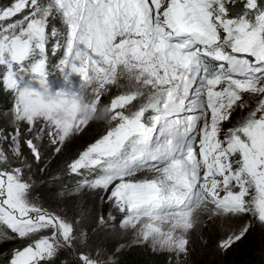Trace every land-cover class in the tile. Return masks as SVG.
<instances>
[{
  "label": "snow or ice",
  "instance_id": "1",
  "mask_svg": "<svg viewBox=\"0 0 264 264\" xmlns=\"http://www.w3.org/2000/svg\"><path fill=\"white\" fill-rule=\"evenodd\" d=\"M0 89L13 101L11 131L0 128V243L19 242L7 264H57L63 252L114 264L89 248L82 216L33 194L24 152L40 163L44 138L60 154L99 120L105 132L66 164L79 179L58 197L102 193L132 243L169 264H186L205 215L243 219L224 251L264 227V0H9ZM116 228L100 214L93 231Z\"/></svg>",
  "mask_w": 264,
  "mask_h": 264
},
{
  "label": "rangeland",
  "instance_id": "2",
  "mask_svg": "<svg viewBox=\"0 0 264 264\" xmlns=\"http://www.w3.org/2000/svg\"><path fill=\"white\" fill-rule=\"evenodd\" d=\"M8 2L9 0H0V5L7 4ZM57 20H59V22L62 23V21L59 18L55 19L54 22H56ZM56 27L61 32L64 31L63 23H62L63 29L59 26H56ZM62 54H63L62 51H58L55 56H50L51 62L53 64L58 62ZM52 71L53 72L51 73L49 77L50 83L53 82L55 78L57 77V75L59 74V72L55 69H53ZM72 77H76L75 82L77 83L79 82V77L77 75L73 74ZM62 83H63V78H61V81L58 82L55 86L52 85L53 89L58 88ZM0 96L4 98L7 102H10V98L12 100L11 95L6 93L2 89H0ZM11 102L12 104L10 108L8 109V112L12 108V105H13V101ZM103 102L105 104L109 103V97L105 96L103 98ZM5 117L6 116L4 114V119ZM238 118H239V113L236 115L235 119H238ZM97 122L98 121L91 122L90 126L87 128L85 133H83L80 136L75 137L72 140V142L68 143L67 146L63 149L62 153L65 150H67V148L69 149V152L71 153L69 154L70 155L69 159H68V154H67L64 160V163H63L64 166H66L67 160H72L78 154L79 151H82L85 147H87L88 144L94 142L95 139L99 138V136L105 132L107 128L106 121H104L105 123L102 125L101 133L97 135L93 134V132L96 131ZM7 130L8 131L11 130V127L8 128ZM43 142H44V139L42 140V144ZM44 151H45V148L43 145L42 152ZM27 152H28L27 156H29V159L32 165L31 167L32 178L35 177L34 174H38L40 175L39 182L42 181V179H50V178L59 179L60 181V183L58 184L59 186L56 189L57 190L56 196H51L49 200H47L46 198H39V199L45 204L46 207H50L52 209H58L64 212L69 218H77L79 216H82L83 218L81 219V226L88 229L89 248L90 249L99 248L102 253V258L104 255H107L110 252V251H107V247H105L106 245L105 242L107 240H110L108 241V245L109 244L113 245L114 253L125 251L131 247H138L139 248L138 251L143 252V256L141 260L139 259L137 264H151V263L155 264L149 261V258L153 254L160 255L163 253L166 255V258L168 257L167 253L153 252L147 246H140V245H136L132 243L133 238H134L133 233L131 231H121L119 229V222L123 218V215H120L121 212H119L118 209H116L115 207L101 201L100 195L102 193H98L92 190H84L82 193L78 195L58 197L57 193L65 189L71 190L74 187L75 182L79 179V177L73 174H70L67 170H66L67 172L65 173L58 174V175L55 174L56 166L59 163H56V166H55L54 162L55 161L61 162L63 160L64 157L62 156V153L55 155L56 157H59L60 160H58L57 158H55V156L52 155L51 157H48L46 163H44V165L41 166L38 163H36L35 160L31 159L30 151L28 149H27ZM40 168H46L45 172L41 173L39 171ZM63 175H67V178H63ZM53 189H55V186H53ZM35 191H36V186H35V190L33 193L34 195H36ZM95 194H98L97 198L99 202L95 205H88V203H86V199L89 196H94ZM109 213H111V215H113L117 219L116 231L113 232V231H106L102 229L93 231V229L95 228L96 218L100 214L107 216ZM203 220L205 221V223L201 225L199 230L192 233V247H191L190 254L186 258V264H194L196 262L199 263L201 261H205L203 260L204 255H212V263L214 262V264H225L226 260L231 257L229 256L231 252L223 257L222 254H224V252L226 251L221 250L218 247V243L221 239L225 237V235L229 232V230H234L236 227L242 224L243 219L215 218L209 221L207 219V216L205 215L203 217ZM263 231H264V227H261L259 224H257L252 228V230L248 234L257 235L258 232H263ZM252 238L253 237L250 236L249 240L246 243L241 242L239 243V245L237 244L235 246L234 244V246L232 247L235 248L237 251L243 252L245 248H247L248 243L255 244ZM121 245H123V247H121ZM18 246H19L18 241H8V242L0 243V261L7 260L8 254L10 253L11 249H13L14 247H18ZM261 254H262V250H260V255ZM112 259L114 263L117 260V258H112ZM63 260H67L68 264H72V258L69 256L67 252L61 253L60 261H63ZM60 261H57V264H60ZM119 263L124 264L122 260L119 261ZM109 264H111V262H109ZM165 264H169V257H168V261H165Z\"/></svg>",
  "mask_w": 264,
  "mask_h": 264
},
{
  "label": "trees",
  "instance_id": "3",
  "mask_svg": "<svg viewBox=\"0 0 264 264\" xmlns=\"http://www.w3.org/2000/svg\"><path fill=\"white\" fill-rule=\"evenodd\" d=\"M56 24L58 25V23L56 22ZM11 98H10V102H7L4 98H2L0 96V128H4V129H8L11 127L9 120H10V116H9V112L8 109L10 108L12 102H11ZM4 114H5V119H4ZM8 117H7V115ZM105 122L103 120H99L97 122V128L96 131L93 132V134L97 135L99 133H101L102 130V125ZM11 131V130H9ZM45 151L43 152V159L40 163H38L39 165L43 166L44 163H46L47 158L51 157L52 154V150L51 148L48 146V142H47V138H44V142H43ZM24 152L25 155H27V148L25 146L24 148ZM68 154V159L70 157L69 154H71L69 152V149L67 148V150H65L62 153V156L64 157L63 160L61 162L55 161L54 164L56 166L55 169V174H62L67 172V168L66 166L63 165L64 160L66 158ZM55 156V155H53ZM58 160L59 157H56ZM55 159V160H57ZM71 162V160H67V163ZM35 177L32 178L33 181L35 182V186H36V195L39 196V198H46L47 200L50 199L51 196H56V192H57V188H58V184L60 183L59 179H42V181L39 182V177L40 175L38 174H34ZM63 178H67V175H63ZM53 186H55V189H53ZM98 194H95L94 196H89L86 199V203H88V205H95L97 204L98 198H97ZM100 210V209H99ZM120 215H123L122 213ZM117 221V219H116ZM250 236H252L253 241L255 242V244L253 243H248L247 248H245V250L242 251H237L235 248L231 247L230 249H228L226 252H224V254H222V256H226L228 253L229 256H231L230 258H228L225 262V264H264V231L263 232H258L257 235H253V234H247L246 237L244 239H242L241 241L237 242L235 244V246L239 243H246ZM108 241L107 240L105 243V247H107V251H110L106 256L108 257H112V258H117L116 262L114 264H120L119 261L122 260V262L124 264H137L139 259L141 260L142 256H143V252L138 251L139 248L138 247H131L125 251H121V252H117L114 253L113 252V245L109 244L108 245ZM234 246V245H233ZM259 247V248H258ZM262 248V249H261ZM236 250V251H235ZM260 250H262V254L260 255ZM113 253H112V252ZM215 253V252H213ZM146 255V254H145ZM204 255V254H203ZM256 255V256H255ZM205 261H201L199 263H194V264H214V262L212 263V255H204V259ZM150 262H153L155 264H165V261H168V257L166 258L165 254H160V255H156L153 254L150 258H149ZM0 264H7V260H3L0 261ZM152 264V263H151Z\"/></svg>",
  "mask_w": 264,
  "mask_h": 264
},
{
  "label": "clouds",
  "instance_id": "4",
  "mask_svg": "<svg viewBox=\"0 0 264 264\" xmlns=\"http://www.w3.org/2000/svg\"><path fill=\"white\" fill-rule=\"evenodd\" d=\"M103 111V110H102Z\"/></svg>",
  "mask_w": 264,
  "mask_h": 264
}]
</instances>
